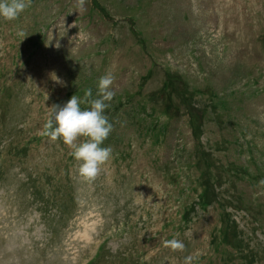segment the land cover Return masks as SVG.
I'll use <instances>...</instances> for the list:
<instances>
[{"label": "rangeland", "instance_id": "obj_1", "mask_svg": "<svg viewBox=\"0 0 264 264\" xmlns=\"http://www.w3.org/2000/svg\"><path fill=\"white\" fill-rule=\"evenodd\" d=\"M108 72L112 158L89 181L44 124ZM262 180L264 0H32L0 19V264H264Z\"/></svg>", "mask_w": 264, "mask_h": 264}, {"label": "clouds", "instance_id": "obj_2", "mask_svg": "<svg viewBox=\"0 0 264 264\" xmlns=\"http://www.w3.org/2000/svg\"><path fill=\"white\" fill-rule=\"evenodd\" d=\"M31 3L32 0H0V19L15 20ZM54 80L60 82L56 76ZM112 84V74L105 73L97 80L95 96L88 88L83 98L74 94L63 104L52 105L44 124V135L53 141L61 139L71 149V156L79 162L78 172L85 180H93L112 158V148L102 146L113 128L105 111L115 95ZM82 104L87 107L82 108ZM260 183L264 184V180ZM164 245L172 250L185 247L178 239L166 240ZM196 258L189 254L183 258V264H193Z\"/></svg>", "mask_w": 264, "mask_h": 264}, {"label": "trees", "instance_id": "obj_3", "mask_svg": "<svg viewBox=\"0 0 264 264\" xmlns=\"http://www.w3.org/2000/svg\"><path fill=\"white\" fill-rule=\"evenodd\" d=\"M235 245V244H234Z\"/></svg>", "mask_w": 264, "mask_h": 264}]
</instances>
